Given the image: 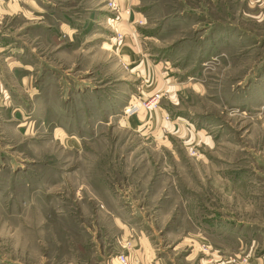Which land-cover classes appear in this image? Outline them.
I'll return each instance as SVG.
<instances>
[{
	"label": "rangeland",
	"instance_id": "obj_1",
	"mask_svg": "<svg viewBox=\"0 0 264 264\" xmlns=\"http://www.w3.org/2000/svg\"><path fill=\"white\" fill-rule=\"evenodd\" d=\"M16 1L0 264H135L138 238L149 264H264V0ZM125 22L159 68L146 94L116 54ZM156 95L139 112L167 123L129 126Z\"/></svg>",
	"mask_w": 264,
	"mask_h": 264
},
{
	"label": "crops",
	"instance_id": "obj_2",
	"mask_svg": "<svg viewBox=\"0 0 264 264\" xmlns=\"http://www.w3.org/2000/svg\"><path fill=\"white\" fill-rule=\"evenodd\" d=\"M25 2H29V0H24ZM34 1V0H33ZM32 1V2H33ZM0 13L2 16L7 14H15L17 16L28 15L27 11L22 9V5H20L16 0H0ZM140 18L137 12L133 11L130 17V23L133 24L134 20ZM125 22L127 24V31L123 32L124 34V41L122 44L116 48V54L119 60V63H122L124 66L127 67L129 71V76L134 75L140 78L141 84L140 91L138 92L139 95L147 93V79L152 78V74L159 73V68L156 64H151L149 59L145 54L138 53V48L135 44L133 36V30L131 29L132 25ZM72 31V30H71ZM13 39L9 34L6 32H0V62L3 65L11 64L12 67H18L19 65V54L22 52L19 49L18 44H12ZM125 67V68H126ZM3 81L0 75V82ZM1 97V91H0ZM165 111H169L168 108L164 109ZM130 122H128L129 126L131 127H141L144 123L150 124L151 127H155V125H162L167 123L164 121L163 113L162 112H155L147 113V112H139L134 117L129 118ZM169 122V121H168ZM170 123V122H169ZM138 247L135 240L133 241V249L132 253L136 257L135 264H149L146 260L147 250L145 248V244L142 242V238H138ZM116 259V258H114ZM114 261V260H113ZM118 263V260H116ZM113 263V262H112ZM153 264H162L161 259L158 258Z\"/></svg>",
	"mask_w": 264,
	"mask_h": 264
},
{
	"label": "built area",
	"instance_id": "obj_3",
	"mask_svg": "<svg viewBox=\"0 0 264 264\" xmlns=\"http://www.w3.org/2000/svg\"><path fill=\"white\" fill-rule=\"evenodd\" d=\"M121 34H117V38L121 39ZM159 95L155 97H150L146 100H141L140 102H130L127 106H125L124 113L128 116L133 115L139 112L141 109L145 110H153L157 107ZM118 264H128L127 256L124 254H119L118 256Z\"/></svg>",
	"mask_w": 264,
	"mask_h": 264
}]
</instances>
